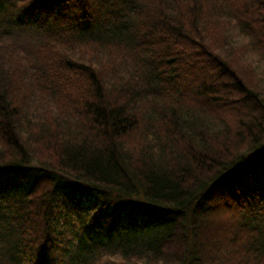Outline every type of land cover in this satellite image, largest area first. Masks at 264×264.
<instances>
[{"label": "trees", "instance_id": "1", "mask_svg": "<svg viewBox=\"0 0 264 264\" xmlns=\"http://www.w3.org/2000/svg\"><path fill=\"white\" fill-rule=\"evenodd\" d=\"M0 264H264V0H0Z\"/></svg>", "mask_w": 264, "mask_h": 264}]
</instances>
